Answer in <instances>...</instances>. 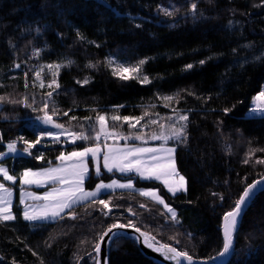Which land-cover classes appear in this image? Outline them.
Listing matches in <instances>:
<instances>
[{"label": "trees", "instance_id": "16d2710c", "mask_svg": "<svg viewBox=\"0 0 264 264\" xmlns=\"http://www.w3.org/2000/svg\"><path fill=\"white\" fill-rule=\"evenodd\" d=\"M191 3L197 4L195 14ZM260 3L0 0V97L5 98L0 101V152L13 141L22 151L20 136L35 141L43 132L30 123L44 116L39 109L50 91L53 96L45 111L52 120L71 133L90 137L72 144L43 140V145L32 149L34 155L0 162L10 174L17 177L25 170L55 164L61 152L101 143L94 139L98 114L106 116L112 130L122 122L113 121L112 115H156L161 120L165 115L183 113L189 117L184 122L186 142L172 143L176 167L187 180V193L169 195L156 183L130 178L136 188L159 189L165 203L175 210L178 224L162 214L166 212L162 205L130 190L100 197L111 198L110 207L118 206L109 218L101 214V205L84 202L70 210L76 219L65 212L62 219L39 226L24 221L21 207L15 203L11 212L16 219L0 222V264H92L87 254L99 235L111 223L129 220L160 243L195 259L219 253L223 215L232 210L248 184L264 176V164L256 163L264 159V116L246 115L252 97L264 84V6L257 7ZM159 9L173 14L165 15ZM111 56L126 65L146 60L142 72L151 82L120 81L107 62ZM202 60L206 63L200 64ZM50 64L61 67L50 70ZM89 64L94 67H87ZM189 64L191 69L186 67ZM36 71H40L39 79ZM86 77L90 83L81 87L77 81ZM53 79L59 87H48ZM165 96L173 99L165 100ZM233 106L225 116L223 109ZM40 154L43 158L36 159ZM246 159L248 163H244ZM111 178L94 176L90 170L84 188ZM213 192L218 195H211ZM129 208L135 216L129 215ZM108 257L109 264H155L127 237L109 247ZM228 264H264V192L255 196L242 216Z\"/></svg>", "mask_w": 264, "mask_h": 264}, {"label": "snow or ice", "instance_id": "6c2138e0", "mask_svg": "<svg viewBox=\"0 0 264 264\" xmlns=\"http://www.w3.org/2000/svg\"><path fill=\"white\" fill-rule=\"evenodd\" d=\"M264 6V0H261L260 5L257 7ZM191 11L193 14L197 11V4L191 3L190 5ZM165 12V15H172L173 12L167 11L166 9H159ZM140 27V25H136ZM39 31V29H37ZM11 44V42L9 41ZM99 47V45H97ZM235 51V50H234ZM257 59H260L259 57ZM109 65H115L112 69L113 76L117 77L120 81H128L131 79H135L141 84L150 83L151 80L148 75L143 74L142 66L146 63V60L141 59L136 65H125L121 63H116L112 59H108ZM71 63V62H69ZM206 61H200V64H204ZM16 68H19L20 65L16 64ZM50 70L55 68L59 69L61 65H48ZM87 67L92 68L94 65L89 64ZM188 69L193 67L192 64L186 66ZM27 77V73H25ZM35 77L37 79L40 78V71L35 72ZM81 87L90 83V80L86 77L82 81H77ZM53 85L59 87L57 81L55 79L52 80L51 83L48 84L49 88H53ZM27 87V83L25 85ZM43 82H41V87H43ZM190 95H194V93H189ZM49 99L43 101L42 108L39 111H44L43 117H38L39 121L44 126H51L58 130L57 132H42L37 135L35 141H30L23 136L19 137V140L24 144L22 149L23 154L26 155H34L32 149L36 148L37 145H40L45 137H51L53 142L60 143V136L64 135L67 132L64 129V125L60 123H55L52 120V115H49L47 111L49 105L51 103V97L53 96V92H48L46 94ZM5 98L0 97V101H3ZM163 99L171 101L173 97L165 96ZM254 102H259L255 104V107L249 109L248 114L261 115L264 114V90H261L254 98ZM12 103H18V101H11ZM32 103H35L33 100ZM26 107H32L31 104H25ZM122 107V106H118ZM37 109H33L36 111ZM233 108H224L223 112L225 116L229 115ZM53 114H55L56 109L53 107ZM67 115V112L64 113ZM148 113L145 112V116ZM71 119L75 120L76 117H71ZM90 119V118H88ZM111 119L113 121L123 120L124 122L129 124L130 128H135L137 124L140 123L142 117H128V116H119L112 115ZM171 119V118H169ZM189 117L187 114H181L177 117L175 124L170 125L171 135L165 134V132L161 131L158 134H153L152 139L163 140L165 143L167 141L172 140L176 142H186L187 133L186 123H180L181 121H188ZM135 120V123L132 121ZM96 123L99 125V131L95 132L94 139L99 141L101 135L104 136L105 140L111 135H114V132H109L106 122V116L102 114H98L96 116ZM151 124L157 123L155 120L149 121ZM219 123H222L220 121ZM144 126H141V131ZM161 129L164 128V125H160ZM95 131V129H93ZM71 137V141L74 143L76 140H88L89 136H86L84 133H69ZM134 139L140 140L141 135L137 134L134 136ZM2 140V137H0ZM64 142H68V137H66ZM107 147V145H105ZM8 153L17 154L18 149L16 142H10L7 144ZM264 151V150H261ZM8 153L0 152V158H3ZM103 167L108 172L118 171L121 174L127 173H135L140 179L147 180H157L160 181L164 188L167 189L169 193L175 196L179 192L187 193V180L181 175L175 164V148L165 147L163 144L160 147H145V146H128L125 145L123 148L117 147H107V151L103 152ZM101 156V148L99 145L84 147L83 150H73L67 155L61 152L60 156L57 157L58 160L61 161H71L72 163L69 165H61L55 168H47L42 171H32L25 170L21 176L19 177L20 185L23 187L25 185H33L41 186L42 183L48 182L52 184H63L65 187L62 188H54L52 191L47 192L44 196H36L35 194L29 192L27 195L33 200H44L45 204L41 207H34L30 205H26L23 211V220L28 222L30 225L39 226L42 223H46L49 220H56L58 218L62 219L66 211L72 219H76L77 216L74 211H70L74 208L76 204H82L84 202H90L101 205V214L105 218H109L112 215L113 207H118L117 205H113L110 207L111 198L108 200L100 198L106 192L114 191L115 189H133V183L129 178L127 183H120L117 180L113 179L110 183H104L101 181L96 184L94 191H86L84 189V182L89 176V168L86 163V159L91 157V160L95 163ZM36 159H42L43 154L35 156ZM249 161L246 159L244 163H248ZM256 163L264 164V159H258ZM97 176L100 175L101 169L99 166L95 168ZM0 175L3 176L5 181L15 182L17 177L9 173V171L0 166ZM46 177L47 180L43 181L39 178ZM258 192H264V180H258L250 185H247L242 194L239 196L238 200L235 202L234 207L231 211L225 213L223 220V239H222V250L219 251L218 257H224L231 253L234 249L235 245V235L238 229V225L240 223V219L245 213V209L249 206L248 202L253 199V197ZM159 190L157 189H141L138 192L139 196L150 198L154 200L157 204L163 205L166 210L163 215L170 216V222L173 224H178L179 220L177 218V214L175 210L165 203V200L158 194ZM213 196H217V193H211ZM11 196V191L5 187L3 183H0V222L13 221L16 217L13 215L11 210L8 208V205L11 201L8 197ZM223 199V197H220ZM21 203H25L23 200V196L21 198ZM141 208H146L145 204H140ZM130 216H135L136 213L131 209H127ZM131 229L134 233H137L138 236L135 238L139 240L141 237L143 238V243L152 247L155 251H160L163 253L165 259L175 261L176 264H182L181 257L184 261H187V264H194L193 257L189 255L187 252L178 251L176 248L167 245V244H159V242H155L154 237H150L149 234L143 232L140 227H138L134 221L129 220L127 223H119L113 222L106 227V229L99 235V239L93 244V252L88 253V257L92 261V264H109V257L105 254L101 259V249L102 245L104 247H112L113 245H118L125 237L127 236V230ZM123 233V235H122ZM107 238V239H105ZM174 239V238H173ZM92 243L91 241H81V243ZM158 245V247H157ZM95 253V255H93ZM36 255V253H33Z\"/></svg>", "mask_w": 264, "mask_h": 264}, {"label": "rangeland", "instance_id": "374dc122", "mask_svg": "<svg viewBox=\"0 0 264 264\" xmlns=\"http://www.w3.org/2000/svg\"><path fill=\"white\" fill-rule=\"evenodd\" d=\"M110 59H112L113 61H116V63H121V64H125L123 63L122 61H119L117 60L115 57L111 56L109 57ZM108 58V59H109ZM126 65V64H125ZM111 67V69H113V67H115V65H109ZM261 90H264V84L262 85ZM259 91V92H260ZM257 95V94H256ZM255 95V96H256ZM252 97L251 99V102H250V105H249V109L252 108V107H255V104L256 103H259V102H254V97ZM249 112V110H248ZM247 112V116L248 117H253V116H264V114H261V115H255V114H248ZM183 113H172V114H169V115H165L163 116V118L160 120L158 119L159 116H156V115H153L152 117L149 116L147 118H142L140 120V123L136 125L135 128H130L129 127V124L124 122L122 120V122H119V126L117 129L115 130H112L110 128H108V131L109 132H114V135H111L107 138V140H105L104 136L101 135V138H100V142L101 143H97L93 146H96V145H99L100 148H101V156L100 158L98 159L97 162H93L91 160V157H88L86 159V163L88 165V168H89V172L91 170V172L93 173L94 176H97L96 174V171H95V168L97 166L100 167L101 169V172H100V175L101 174H107V175H112V178L107 180V181H103L104 183H110L113 179L117 180L118 182L120 183H127L129 178L131 177H135L137 178L138 180L140 181H147V182H153V183H156L157 185H159L161 187V189L166 192L167 194L169 195H172L171 193H169L167 191L166 188H164L163 184L160 182V181H157V180H147V179H140L135 173H127V174H121L120 172L118 171H113V172H108L107 170L104 169L103 167V152H106L107 151V147H117V148H123L125 145H128V146H145V147H153V148H157V147H160L162 144L165 146V147H171V148H174V145L172 144L174 141L172 140H169L167 141V143H165L163 140H157V139H152V135L153 134H158L159 132L163 131L165 132V134L167 135H171V128H170V125H173L175 124L176 122V119L179 115H181ZM171 118V119H169ZM151 120H155L157 121V123L155 124H151L149 123V121ZM55 122V121H53ZM107 122V127H108V121L106 120ZM56 123V122H55ZM132 123H135V120L132 121ZM180 123H184V121H181ZM31 125H35L36 127L40 128L43 132H57V131H64V130H58L56 128H53L51 126H44L40 121L39 119H36V120H32V122L30 123ZM163 124L164 125V128L161 129L160 125ZM98 125V124H97ZM141 126H144L143 127V130L141 131ZM66 129V128H64ZM67 132H65L64 135H61L60 136V141L61 142H64L66 137H68V142H64L66 144H72L73 142L71 141V137L69 136V133H71L68 129H66ZM98 131H99V125H98ZM42 133V132H41ZM141 135V139L140 140H136L134 139V136L135 135ZM44 140H50V141H53L51 137H45ZM77 141V140H76ZM41 145H43L41 143ZM105 145H107V147H105ZM91 147V146H90ZM83 150V149H81ZM79 151V150H78ZM2 153H8V149H7V145L5 147V150L4 152ZM23 152L22 151H18L17 154H11V153H8L6 156H4L3 158H0V162L7 158V157H17V156H23ZM67 155V154H65ZM72 162L71 161H61V160H57V162L55 164H52V165H49V166H45V167H41V168H38V169H31L32 171H42L44 169H47V168H55V167H58V166H61L62 164L63 165H69L71 164ZM0 166H3L5 167L4 165L0 164ZM6 168V167H5ZM7 169V168H6ZM24 172V171H23ZM22 172V173H23ZM21 173V174H22ZM180 173V172H179ZM21 174H19L16 179L15 182H10V181H5L3 179V176L0 175V183H3L5 185L6 188L9 189V191H11V196L8 197V199L11 201V203L8 205V208L10 210H12V206L17 203L18 206L21 207V198L23 196V200L26 201V200H33L31 199L27 194L29 192L35 194L36 196H44L47 192L49 191H52L54 188H62V187H65V185L63 184H52V183H48V182H44L42 183L41 186H36L35 184L33 185H25V186H21L20 185V182H19V177L21 176ZM181 174V173H180ZM182 175V174H181ZM43 181H46L47 178L46 177H41L39 178ZM87 180V179H86ZM86 180L84 182V185L86 183ZM132 181V180H131ZM101 181L97 182L94 184V186L91 188V189H85L86 191H94L95 190V186L96 184L100 183ZM133 183V182H132ZM133 189H131L130 191H134V192H139V190L141 189H144V190H148V189H157V188H136L134 183H133ZM125 190H129V189H124ZM159 190V189H157ZM117 191H123L121 189H115L114 191H109V192H117ZM109 192H106V193H109ZM179 193H183V192H179ZM162 198L163 196L161 195L160 193V190H159V193H158ZM178 194V193H177ZM150 199V198H148ZM164 199V198H163ZM152 200V199H151ZM154 201V200H153ZM155 202V201H154ZM163 206V205H162Z\"/></svg>", "mask_w": 264, "mask_h": 264}, {"label": "water", "instance_id": "95a60500", "mask_svg": "<svg viewBox=\"0 0 264 264\" xmlns=\"http://www.w3.org/2000/svg\"><path fill=\"white\" fill-rule=\"evenodd\" d=\"M258 180H264V176L252 181L250 184L258 181ZM248 184V185H250ZM260 192H258L257 194H259ZM242 194V193H241ZM256 194V195H257ZM255 195V196H256ZM255 196L253 197V199L255 198ZM250 200L248 202L249 206L251 204V202L253 201ZM248 206V207H249ZM248 207L245 209V212L246 210L248 209ZM231 211V210H230ZM225 215V214H224ZM223 215V217H224ZM244 215V214H243ZM223 217H222V220H221V235H222V239H223V226H224V220H223ZM242 218V217H241ZM241 221V219H240ZM143 231V230H142ZM144 232V231H143ZM146 233V232H145ZM123 235V233H122ZM138 236L137 233H134L131 229L127 230V238H131V239H134L135 242H136V246L137 248L139 249L140 253L145 257L147 258L148 260L152 261L153 263L155 264H176L175 261H172V260H168V259H165L164 255L162 252L160 251H155L152 247H148L146 246L144 243H143V238L141 237L139 240H137L135 237ZM150 236V235H149ZM151 237V236H150ZM107 239V238H105ZM155 242H159L157 241L156 239H154ZM159 244H162L159 242ZM158 247V245H157ZM173 247V246H172ZM235 247V245H234ZM175 248V247H174ZM222 250V248H221ZM93 252V251H92ZM108 252H109V247H104L102 245V249H101V259L103 258V256L106 254L108 256ZM233 252H234V249L231 253H229L228 255L224 256V257H220V258H217L218 257V254L212 258H209V259H195L193 258L194 260V264H228L233 256ZM95 255V253H93ZM181 261H182V264H187V261H184L183 258L181 257L180 258Z\"/></svg>", "mask_w": 264, "mask_h": 264}, {"label": "crops", "instance_id": "0c3cea01", "mask_svg": "<svg viewBox=\"0 0 264 264\" xmlns=\"http://www.w3.org/2000/svg\"><path fill=\"white\" fill-rule=\"evenodd\" d=\"M45 203H46V201H44V200H26L25 203L21 204L22 216H23V211H24L26 205H30V206H34V207H41ZM54 221L55 220H49L46 223H51V222H54Z\"/></svg>", "mask_w": 264, "mask_h": 264}]
</instances>
